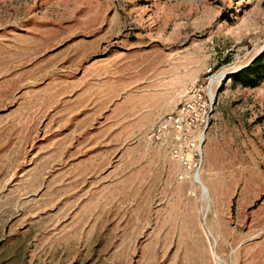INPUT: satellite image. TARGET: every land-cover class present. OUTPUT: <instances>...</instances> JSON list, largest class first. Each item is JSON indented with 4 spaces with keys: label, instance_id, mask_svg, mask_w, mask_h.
<instances>
[{
    "label": "rangeland",
    "instance_id": "rangeland-1",
    "mask_svg": "<svg viewBox=\"0 0 264 264\" xmlns=\"http://www.w3.org/2000/svg\"><path fill=\"white\" fill-rule=\"evenodd\" d=\"M263 47L264 0H0V264H264ZM200 86L210 203L151 137Z\"/></svg>",
    "mask_w": 264,
    "mask_h": 264
},
{
    "label": "built area",
    "instance_id": "built-area-1",
    "mask_svg": "<svg viewBox=\"0 0 264 264\" xmlns=\"http://www.w3.org/2000/svg\"><path fill=\"white\" fill-rule=\"evenodd\" d=\"M213 101L208 88H193L184 98L177 114L169 116L158 124L151 137L160 139L170 130L176 135L173 145V158L182 165L181 179L194 181L200 167L197 160L202 158L199 153L200 137L205 133L212 113ZM203 144V143H202ZM198 167V171H192Z\"/></svg>",
    "mask_w": 264,
    "mask_h": 264
},
{
    "label": "trees",
    "instance_id": "trees-1",
    "mask_svg": "<svg viewBox=\"0 0 264 264\" xmlns=\"http://www.w3.org/2000/svg\"><path fill=\"white\" fill-rule=\"evenodd\" d=\"M230 78L245 87H256L264 83V52L251 65Z\"/></svg>",
    "mask_w": 264,
    "mask_h": 264
},
{
    "label": "bare ground",
    "instance_id": "bare-ground-1",
    "mask_svg": "<svg viewBox=\"0 0 264 264\" xmlns=\"http://www.w3.org/2000/svg\"><path fill=\"white\" fill-rule=\"evenodd\" d=\"M212 97L214 99L215 95L212 93ZM212 99V100H213ZM201 138V137H200ZM202 143L204 142V135L202 136ZM202 152V149L200 147V153ZM194 182H196L199 186H201L202 188V192H203V197H204V201H206L207 203H210V199H209V193H208V190L207 188L204 186L202 180H201V177H200V172L198 171L197 174H195V178H194ZM209 206L207 207V210H208Z\"/></svg>",
    "mask_w": 264,
    "mask_h": 264
},
{
    "label": "water",
    "instance_id": "water-1",
    "mask_svg": "<svg viewBox=\"0 0 264 264\" xmlns=\"http://www.w3.org/2000/svg\"><path fill=\"white\" fill-rule=\"evenodd\" d=\"M264 52V47L260 50V52L250 61V63H248L245 67H248L249 65H251L262 53ZM244 67V68H245ZM243 68H237V69H234L233 71L231 72H226L223 76L222 79H226L228 78L229 76L233 75V74H236L237 72L241 71ZM215 99V98H214ZM213 103H214V100H213ZM210 235L212 236V238L214 239V242L216 244V239L214 238V236L210 233ZM217 257V260L222 263V264H226L224 261H222L218 256Z\"/></svg>",
    "mask_w": 264,
    "mask_h": 264
}]
</instances>
